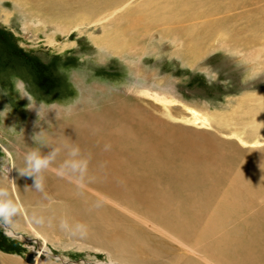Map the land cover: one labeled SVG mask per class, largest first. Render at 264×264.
<instances>
[{
	"label": "rangeland",
	"instance_id": "374dc122",
	"mask_svg": "<svg viewBox=\"0 0 264 264\" xmlns=\"http://www.w3.org/2000/svg\"><path fill=\"white\" fill-rule=\"evenodd\" d=\"M98 1L0 0V189L7 193L0 199L17 206L15 213L0 217V264H32L24 259L27 252L33 253V264H227L210 246L219 230L233 225L236 215L218 232L199 234L224 194L230 209L239 202L246 203L241 206L244 213L264 209L263 185L249 194L248 188L236 195L233 191L237 181L258 172L260 168L252 169L264 163V140L253 143L255 134L264 137V119L259 118L264 100L258 97L264 93V10H232L242 18H262L257 36L245 34L244 19L226 17L222 26L228 34L211 40L199 33L187 35L184 23L171 20L166 5L144 9L153 20L143 25L134 4L117 9L125 0ZM111 1L115 4L109 5ZM101 4L106 13L112 11L110 16L98 12ZM204 6L184 8L199 11ZM158 16L170 22H159ZM104 32L123 39L122 49L114 51L98 40ZM247 94L256 97L258 111L243 104ZM72 117L91 128L107 123L109 130L142 117L163 131L157 143L175 139L227 155L230 163L221 171L223 178L200 224L184 232L180 223L164 220L162 216L182 208L180 194L160 185L143 191V196L133 184L131 198L76 176L64 179L62 168L48 165L36 177L43 178L42 189L34 188V176L24 173L23 150L37 149L47 133L55 139L60 119ZM126 162L135 165L133 158ZM9 178L15 179L11 186ZM64 189L71 194H54ZM129 233L136 238L125 241ZM195 236L200 242L189 250L185 244L191 246Z\"/></svg>",
	"mask_w": 264,
	"mask_h": 264
},
{
	"label": "bare ground",
	"instance_id": "6f19581e",
	"mask_svg": "<svg viewBox=\"0 0 264 264\" xmlns=\"http://www.w3.org/2000/svg\"><path fill=\"white\" fill-rule=\"evenodd\" d=\"M98 2L96 0V3ZM113 2L111 1L109 5H112ZM196 3L205 6L199 11L191 10ZM132 4H134L136 11L141 13L143 25L153 20L152 15L145 13L144 9H150L158 4H162L166 5L172 12L171 20L173 22L178 24L184 23L182 26L187 28V35L193 36L194 33H199V35L208 37L211 40H215L218 36L228 34V29L226 30L222 26L223 19H226V17L234 18L233 21L238 20V18L244 19L248 24L245 28L248 32L245 33L244 31V33L249 37L257 36L260 33L258 22L262 18L247 14L243 15L242 18L240 12H235L236 10L232 12V10L243 6H250L249 8L251 10H255L259 6L260 10H264V0H125L124 4L116 6V8L124 9ZM100 6H98L100 7L98 10L101 11L98 12H101L102 16L105 17L106 12L104 10L106 8L103 9L102 4ZM186 6H189L191 9L184 8ZM111 13L112 11H108L106 16H110ZM100 18L93 22L98 23ZM159 18L160 16L156 18L159 22H170L169 18ZM241 27L244 28V26ZM233 38L237 39L239 37L235 36ZM98 40L106 42L109 47H113L114 51H119L124 46V40L119 39L117 35L110 36L108 33H105L104 35L98 36ZM254 97V95L247 94L242 99L243 104L249 110L256 109L255 102L258 101ZM258 97L261 98L260 101L264 100V93L258 94ZM256 110L258 111L259 109ZM259 111L263 113L259 118L264 119V107L262 106ZM91 119L94 120L93 117ZM59 122L56 125V129L59 133L63 131L65 135L61 136L58 133L54 139L47 133L43 140L45 145L42 141L37 149L26 148L23 150V155L25 156L30 150H36L41 156L49 157V166L64 170L61 169L64 179L67 176H76L88 185L94 183L102 189L112 190L111 192L115 195L127 194L131 197L133 195V184H137L141 188L143 196V191H153L156 185H160L170 193L175 192L180 194L181 211L172 215H164L162 218L166 221L171 220L173 224L179 225L180 223L183 225L180 226V229L184 232L188 230L191 232V229L198 222L200 224L199 219L201 214L206 211L211 199L214 197L213 194L218 188V184L223 178L221 171L225 170L226 163H230L227 155L222 154L223 152H215V148H205L199 144L190 145L179 143L175 139L169 144L165 141L157 143V141L161 140L160 135L163 131L153 125L151 126L148 120L142 117L135 118L133 124H120L113 130H109L107 123L105 125L103 123L100 127L95 126V128H91L90 125L83 124L82 120L76 117H72L69 121L60 119ZM255 135L258 137L253 139L254 144L264 140V137L259 138V133ZM118 155L119 158H117ZM229 157L231 156L229 155ZM128 158H133L135 165H129L126 162ZM187 161H189V164ZM259 168L260 170L258 172L237 181L235 188H233L235 195L237 193L240 194L241 189L243 191V189L248 188L247 191H250L259 189L261 185L264 187V163L253 168L252 172ZM98 169H107L108 173H100ZM14 181L15 179L9 178V186ZM48 182L51 184L54 181L50 180ZM252 183L255 184V187L252 186ZM249 191L248 194L252 192ZM71 192L70 190L64 189L61 192H54V194L58 195V197H66ZM227 195L224 194V197H219L217 203L213 204L214 211L212 220L210 223H205L199 235H208L213 229V231H217L219 227L221 229L223 223L229 225L228 223L232 221L230 218L236 215L234 220L237 221L234 222L233 220V225L226 227L221 233L219 230L218 236L216 238L214 237L216 241L214 242L213 240L214 244L210 248L214 251L217 250L219 257L223 261H226L227 264H264V209L244 213L246 208L241 206H244L246 203L240 204V202L238 207H232L230 209L228 208V202H225ZM144 198L146 202L149 201V197ZM155 198L147 207L150 208L152 206ZM125 202L127 203V201ZM98 205L103 206L102 203ZM120 205L124 208L127 207L123 204ZM3 227H5L9 234H14L11 229L12 227L10 228L8 224H4ZM194 230L197 232V229ZM135 238L130 233L125 234L124 237L125 241L134 240ZM199 242L200 238L195 236L192 240V245L188 246L185 244V246L189 250H194V244ZM38 248L42 254H46L47 251L45 247L43 248L42 244H38ZM50 256L55 255L50 254ZM40 257L43 258L44 255H40ZM34 262L33 255L32 264Z\"/></svg>",
	"mask_w": 264,
	"mask_h": 264
},
{
	"label": "clouds",
	"instance_id": "9594fccd",
	"mask_svg": "<svg viewBox=\"0 0 264 264\" xmlns=\"http://www.w3.org/2000/svg\"><path fill=\"white\" fill-rule=\"evenodd\" d=\"M25 165L26 170L24 173L34 176V185L33 187L37 190L42 189V177L40 180H37V175L43 170L46 169L49 165V157L41 156L38 151L30 150L25 155ZM7 193L5 190L0 189V197H6ZM17 210L16 204L10 199H0V217H8L11 214L15 213Z\"/></svg>",
	"mask_w": 264,
	"mask_h": 264
},
{
	"label": "water",
	"instance_id": "95a60500",
	"mask_svg": "<svg viewBox=\"0 0 264 264\" xmlns=\"http://www.w3.org/2000/svg\"><path fill=\"white\" fill-rule=\"evenodd\" d=\"M4 223L1 225L3 226ZM24 259L26 262L32 263L33 262V253L32 252H27L24 256Z\"/></svg>",
	"mask_w": 264,
	"mask_h": 264
},
{
	"label": "trees",
	"instance_id": "16d2710c",
	"mask_svg": "<svg viewBox=\"0 0 264 264\" xmlns=\"http://www.w3.org/2000/svg\"><path fill=\"white\" fill-rule=\"evenodd\" d=\"M2 40H4V39H2Z\"/></svg>",
	"mask_w": 264,
	"mask_h": 264
}]
</instances>
